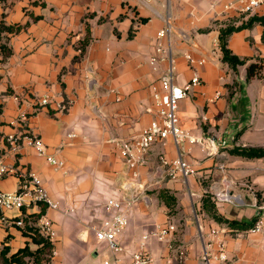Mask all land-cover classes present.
Instances as JSON below:
<instances>
[{"label": "crops", "instance_id": "obj_1", "mask_svg": "<svg viewBox=\"0 0 264 264\" xmlns=\"http://www.w3.org/2000/svg\"><path fill=\"white\" fill-rule=\"evenodd\" d=\"M234 1L0 0V157L39 175L59 205L58 210L39 206L6 213L25 222L24 229L0 228V250L9 248L7 258L27 245L32 251L41 248L33 237L39 233L38 219L46 215L57 233L52 246L57 256L49 255L50 264L113 262L96 231L110 219L105 205L114 199L128 211V226L117 236L125 264L145 234L169 225L176 231L164 241L147 242L152 264H180L171 245L186 250L184 264H204L205 243L215 228L227 230L224 264H264V233L235 238L231 231L236 229L201 210L204 190L218 182L240 198L216 205L223 218L264 222V158L231 153L264 149V78L247 81L246 66L234 72L222 61L219 41L221 30L263 17L264 6L249 16L224 12V4ZM19 26L16 33L3 30ZM163 30L166 35L159 38ZM263 35L264 26L256 24L234 32L228 47L241 59L264 58ZM160 44L173 60L176 85L185 87L196 75L201 79L179 104L182 129L198 138L225 140L227 146L209 156L197 144L178 148L172 139L158 142L135 178L114 141H132L159 119L153 87L168 63L154 68L150 60L162 56ZM45 97L51 103L44 107ZM59 103L67 108L60 110ZM10 135L19 141L17 150L6 140ZM27 135L42 140L46 156L26 142ZM162 155L181 156L195 174L172 180L160 164ZM47 156L63 166L52 165ZM18 186L15 175L0 180V191L15 192ZM161 190L176 197L175 213L160 200Z\"/></svg>", "mask_w": 264, "mask_h": 264}, {"label": "built area", "instance_id": "obj_2", "mask_svg": "<svg viewBox=\"0 0 264 264\" xmlns=\"http://www.w3.org/2000/svg\"><path fill=\"white\" fill-rule=\"evenodd\" d=\"M264 6V0H236L232 3L224 4L223 11L228 12L234 10L246 16L255 14L261 7ZM216 4L212 5L214 10ZM166 32H159V38H163ZM157 53L162 54L161 57H153L150 60V65L156 68L159 64L167 62L168 66L162 72L157 86L153 87V98L157 110L158 120L151 122L138 136L132 141L118 140L114 144L120 151V156L126 167L132 172L133 177L139 176L138 169L147 162L148 153L151 148L158 142H166L172 139L176 146L197 144L200 145L209 156L219 154V150L227 146L225 140H216L214 138H198L182 129L181 121L178 116V108L180 102L187 99L189 94L201 85L199 76H194L185 87H180L175 84V67L171 57L165 54V48L160 44L157 48ZM51 103L48 97L41 100L42 106H48ZM57 107L60 110L66 109L67 104L59 103ZM26 142L35 147L41 156H46V150L42 140L33 135L24 137ZM9 143L15 145V150L19 148L18 139L16 136L10 135L6 139ZM47 161L54 166L62 167L63 164L54 157L47 156ZM160 164L165 168L167 175L176 180L180 177L188 178L195 174L192 167L180 156L174 160H169L166 156L160 157ZM15 175L19 180L18 189L15 192L0 191V228L8 227L11 224L17 228L24 229L25 222L21 217L9 218L6 213L19 212L25 208L45 206L48 210H58L59 205L52 200L48 191L45 189L39 175L32 171L18 170L6 163L0 157V180L8 176ZM224 181V180H223ZM204 194L209 195L212 201L219 205L221 203H235L240 199L227 188H223L218 182L212 184L204 190ZM105 208L111 213V217L107 220L102 229L96 231L97 237L102 243H105L112 252L113 262L106 261L104 264H125L120 254L123 252V247L117 241V236L128 226V211L124 203L114 199L109 200ZM35 227V226H34ZM40 235L47 239L53 246L57 240V233L53 227V223L46 215L38 219L37 226ZM176 231L173 225L159 227L157 230L145 234L143 241L140 244L139 250L134 254L130 263L126 264H152L153 258L147 249V242L156 238L159 241H164L167 236ZM233 237L237 238L244 235L264 233V222L258 220L255 225L247 230H232ZM227 230L225 228H215L211 230L208 243H205L204 264H224L228 261L226 251L225 237ZM204 241V237L202 236ZM177 252V258L180 264H184L187 258V252L182 247H174ZM57 256V252L53 249L50 258Z\"/></svg>", "mask_w": 264, "mask_h": 264}, {"label": "trees", "instance_id": "obj_3", "mask_svg": "<svg viewBox=\"0 0 264 264\" xmlns=\"http://www.w3.org/2000/svg\"><path fill=\"white\" fill-rule=\"evenodd\" d=\"M256 24H261L264 26V16H252L245 23L239 27H228L220 32V49L222 52V61L229 65V67L237 72L239 67L246 66L247 72V81H250L255 78L263 79L264 78V58H256L255 60L241 59L238 56L234 55L228 47L229 37L237 31L243 29L252 28ZM4 31L9 33H16L20 30L19 27H5ZM264 40V35H263ZM3 53L8 56L10 51L6 46H1ZM233 155L246 158V159H260L264 158V149L262 148H236L231 151ZM159 198L169 209V214H173L177 211V199L175 196L171 195L168 190H161L159 192ZM201 210L204 211L210 218H212L218 224H226L231 229H237L240 231L247 230L255 225L258 219H253L251 222L245 221H234L223 218L218 210L216 204L212 201L209 195L204 194L202 198ZM31 231H34L31 229ZM33 237V242L35 244L41 245V248L36 251H32L27 245L26 247L20 249L16 253L12 254L10 258H7L9 252L8 247H4L0 250V263L2 264H27L26 258L33 259L35 264H50L49 255L52 252V244L45 239L38 232L35 233Z\"/></svg>", "mask_w": 264, "mask_h": 264}, {"label": "rangeland", "instance_id": "obj_4", "mask_svg": "<svg viewBox=\"0 0 264 264\" xmlns=\"http://www.w3.org/2000/svg\"><path fill=\"white\" fill-rule=\"evenodd\" d=\"M33 260V259H32ZM34 261V260H33ZM33 261H32V263H33ZM0 264H2V263H0Z\"/></svg>", "mask_w": 264, "mask_h": 264}]
</instances>
